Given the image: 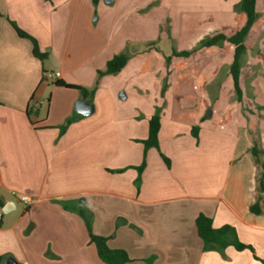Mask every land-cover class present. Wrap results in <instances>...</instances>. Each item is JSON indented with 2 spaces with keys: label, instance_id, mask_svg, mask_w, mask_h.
<instances>
[{
  "label": "crops",
  "instance_id": "0c3cea01",
  "mask_svg": "<svg viewBox=\"0 0 264 264\" xmlns=\"http://www.w3.org/2000/svg\"><path fill=\"white\" fill-rule=\"evenodd\" d=\"M103 3L111 5L99 0L98 9ZM105 12L95 17L94 0H0V264H106L77 212L79 200L94 216L93 232L108 237L111 249L125 250L128 264H262L264 35L262 45L247 44L258 19L245 40L242 100L232 76L228 88L222 83L233 63L223 70L218 44L230 43L204 46L197 98L184 96L183 113H173L168 93L162 98L168 106L161 113L160 150H149L138 189L142 142L163 87V79L151 86L150 74L163 63L155 50L141 53L140 23L123 34L116 23L111 31ZM213 15L223 25L232 12ZM11 21L38 40L49 55L45 62ZM128 50L122 72L99 77L110 60ZM46 73H61L58 81L95 90L93 102L48 82ZM80 99L95 112L80 115L61 136L60 127L77 113ZM236 103L240 109L228 110ZM44 105L47 113H41ZM13 193L27 195L31 205ZM200 214L212 219L215 229L233 227L253 251H206L196 223Z\"/></svg>",
  "mask_w": 264,
  "mask_h": 264
},
{
  "label": "rangeland",
  "instance_id": "374dc122",
  "mask_svg": "<svg viewBox=\"0 0 264 264\" xmlns=\"http://www.w3.org/2000/svg\"><path fill=\"white\" fill-rule=\"evenodd\" d=\"M98 3L99 0L97 3L94 2L95 17L98 18L104 13V9H108L109 12H105V15L111 31L116 23V29L121 34L129 32V26L133 23H140L137 32L141 43V53L155 50L159 55V60L163 63L156 72L150 74L151 86L154 82L160 83L163 79L162 92L165 89L164 93L169 94L168 103L172 106L173 113H183L182 99L184 96L191 95L197 98L199 86L195 80L198 77V65L203 56L201 50L204 43L210 42L222 32L235 34L247 22L246 14L240 9L241 0H118L111 5L103 3L100 9H98ZM225 9L230 10L232 15L228 16V22L218 25L217 16L213 13ZM257 22L253 34L247 39L250 48L262 45L260 38L264 35V0H258ZM135 36H137L136 33ZM218 47L223 48L222 56L225 61L223 60L221 64L224 70L226 64L231 66L233 63L235 48L232 44L224 46L223 43H219ZM178 51L190 52L191 56L190 58H178L174 56V53ZM127 52L129 53V50ZM212 53L213 50H209L210 56H213ZM160 72L162 76L159 75ZM199 72L202 73V71ZM172 73L174 77H171ZM206 75H208L207 72ZM189 77L193 81H185ZM223 78L222 83L228 88L232 82L229 70ZM165 94H161L155 100L156 110L161 113L168 106L161 103ZM225 101L228 103L231 98L227 96ZM235 105L234 107L228 106V110L233 112L241 108L238 103ZM37 109H40L39 106ZM40 110L41 113H47V105Z\"/></svg>",
  "mask_w": 264,
  "mask_h": 264
},
{
  "label": "trees",
  "instance_id": "16d2710c",
  "mask_svg": "<svg viewBox=\"0 0 264 264\" xmlns=\"http://www.w3.org/2000/svg\"><path fill=\"white\" fill-rule=\"evenodd\" d=\"M94 2L97 3L98 0H94ZM240 9L247 16L246 25L241 30L236 32L231 37H226L225 35L221 34L213 38L210 42L204 43L205 47H211L217 45L219 42L227 41L235 47V56H234L233 64L230 68V74L234 81V87L239 101H241L243 97V92L240 86V76H241L242 58L246 53L245 40L258 19L257 0H241ZM12 25L21 38L28 39L33 43L34 56L37 59L41 60L42 62H45L48 59L49 55L41 51L38 40L32 37L27 32H25L23 29H21L15 22H12ZM190 55H191L190 52L174 53V56L178 58H188ZM129 59H130V55L128 53H122L120 55L115 56L112 60H110L107 63L106 69L104 71L99 72V77L102 78L104 76L119 74L127 65ZM56 86L71 90H78L82 93V97L85 100H91V102H93L95 97V90L88 91L84 88L74 85H68L61 81H57ZM164 92L165 89L163 90L162 95L165 94ZM29 113H31V111ZM29 116L31 117V114H29ZM79 118L81 117L77 113H75L72 117H70L66 121V123L62 127H60L61 136L66 134L70 126L75 122H77ZM161 126H162L161 112L157 110L156 114L152 117L149 123V137L147 140L142 142L145 146V155L142 166L138 168L139 178L136 181V185L138 189H140L142 184V174L147 165V155L149 150L152 148H156L160 150L159 136H160ZM193 133L195 137H197V128L193 129ZM161 155L163 159L166 161V163L169 165L170 164L169 159L166 158L163 154ZM77 204H78L77 212L84 219L86 223L91 243L95 245L100 259L106 264H128L132 262L131 258L129 257L128 253L125 250L111 249L109 246L108 237L100 236L93 232L92 226H93L94 216L89 211L85 200H79L77 201ZM64 208L66 210H70V206L67 204H64ZM252 211L258 213L257 208H253ZM196 223H197L198 234L200 238L204 241L206 251L223 252L229 247H234L239 252L244 251L246 249H250L253 251L252 247L243 244L239 240L236 230L231 226H225L220 229H215L213 226L212 219H210L204 214H200L198 216ZM261 262L262 264H264L263 261Z\"/></svg>",
  "mask_w": 264,
  "mask_h": 264
},
{
  "label": "built area",
  "instance_id": "2783aa9c",
  "mask_svg": "<svg viewBox=\"0 0 264 264\" xmlns=\"http://www.w3.org/2000/svg\"><path fill=\"white\" fill-rule=\"evenodd\" d=\"M61 78V73H46L45 79L48 82H57L58 79ZM38 104V103H37ZM40 105L43 104V102L39 103ZM34 103H32V107L34 108ZM14 196L18 197L19 200L24 203L26 206H30L32 203V200L27 195H18L17 193H13ZM4 218V213L0 211V223L2 222Z\"/></svg>",
  "mask_w": 264,
  "mask_h": 264
},
{
  "label": "water",
  "instance_id": "95a60500",
  "mask_svg": "<svg viewBox=\"0 0 264 264\" xmlns=\"http://www.w3.org/2000/svg\"><path fill=\"white\" fill-rule=\"evenodd\" d=\"M107 4H113L115 0H105ZM76 112L82 116H90L95 112L94 105L87 101L80 99L76 104ZM8 264H16L13 260H10Z\"/></svg>",
  "mask_w": 264,
  "mask_h": 264
}]
</instances>
